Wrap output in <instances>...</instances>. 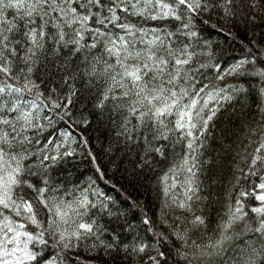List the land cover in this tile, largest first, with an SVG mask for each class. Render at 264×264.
I'll return each instance as SVG.
<instances>
[{
    "label": "snow or ice",
    "instance_id": "obj_1",
    "mask_svg": "<svg viewBox=\"0 0 264 264\" xmlns=\"http://www.w3.org/2000/svg\"><path fill=\"white\" fill-rule=\"evenodd\" d=\"M225 28L248 36L246 54L227 66L202 35ZM253 97L243 140L221 133L239 142L248 187L230 191L209 232L199 208L204 166L214 163L208 140L222 112ZM92 117L108 125V150L122 152L134 175L181 146L158 181L165 209L186 213L175 227L167 214L162 221L180 241L175 264H264V0H0V264L114 254L169 264L167 237L150 217L144 236L124 241L101 223L111 198L95 181L70 189L57 177L77 150L96 160L84 135Z\"/></svg>",
    "mask_w": 264,
    "mask_h": 264
},
{
    "label": "trees",
    "instance_id": "obj_2",
    "mask_svg": "<svg viewBox=\"0 0 264 264\" xmlns=\"http://www.w3.org/2000/svg\"><path fill=\"white\" fill-rule=\"evenodd\" d=\"M204 19L207 20V17ZM209 23H215V19ZM228 33V28H225L223 33L212 30L202 33L211 41L209 50L225 66L245 55L248 47V36L242 30L238 33ZM242 103L243 108L239 103L234 105L235 113L229 110V112L220 114L213 136L208 140L209 147L205 158L213 160L214 163L204 166V174L201 176L203 190L200 193L204 200L199 204V208L208 217L209 232L215 225L218 214L223 211L230 191L233 189L238 191L240 186L248 187L239 171V169H246V165L238 155L239 142L236 144H232L231 141L225 142L221 135L222 131L227 128L230 129L229 136L233 140L235 139L233 132L239 135L240 140H243L239 125L245 122V116L254 112L255 98L246 99ZM92 119L93 123L84 131V135L89 140L96 160L92 161L82 150H77L76 156L64 164L63 170L57 173V177L62 183L70 181L71 183L68 184L70 189L73 184L78 183L80 187H86L95 181V190L111 198V200L105 199L104 201L111 215L104 214L101 223L108 228L110 234H119L124 241L130 240L133 234L145 235L142 217L146 214L153 221L152 226L157 233H164L167 237L165 249L170 250L169 264H175V260L180 259L175 251L180 247V241L173 235L172 228L162 221L167 214L168 224L175 227L174 217H183L186 213L179 209L175 212H168L165 209L167 198L162 194L164 185L158 181L174 162L172 156L176 157V163L179 162L181 146L178 145L169 159L159 163L154 171L145 170V172L134 175L128 159L123 156L122 152L108 150L110 139V133L107 131L108 125L98 122L95 117ZM97 165L103 173L102 178L96 171ZM236 177H240V185L236 184ZM202 235H204L203 231L194 235L193 239ZM72 255H77V253ZM83 264H126V262L123 261L122 256L114 254L112 258L96 256L93 261L85 259Z\"/></svg>",
    "mask_w": 264,
    "mask_h": 264
}]
</instances>
